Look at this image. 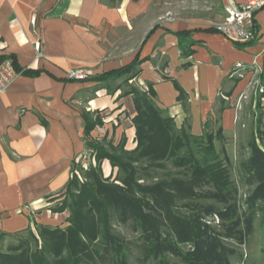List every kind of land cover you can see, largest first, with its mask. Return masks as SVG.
<instances>
[{"label": "crops", "instance_id": "0c3cea01", "mask_svg": "<svg viewBox=\"0 0 264 264\" xmlns=\"http://www.w3.org/2000/svg\"><path fill=\"white\" fill-rule=\"evenodd\" d=\"M156 1L0 0V56H8L18 72L0 93V231L35 230L34 221L65 224L68 210L51 208L70 179L75 155L86 148L82 110L103 116L93 138L105 136L116 144L124 134L125 148L136 144L132 96H120L118 88L123 78L73 79L67 76L71 69L84 68L93 76L135 55L148 57L129 82L151 83L156 103L177 127L187 122L199 135L207 123L213 130L221 126L236 145H246L252 126L246 127L251 110L245 96L253 81L264 83V7L255 13L256 38L237 43L213 23L155 15ZM244 1L219 0L223 8ZM183 30L191 32L176 34ZM37 40L41 55L33 45ZM178 40L192 50L188 56H181ZM236 63L244 66L242 76L232 72ZM170 78L185 98H177ZM101 167L105 175L116 173L107 159Z\"/></svg>", "mask_w": 264, "mask_h": 264}, {"label": "trees", "instance_id": "16d2710c", "mask_svg": "<svg viewBox=\"0 0 264 264\" xmlns=\"http://www.w3.org/2000/svg\"><path fill=\"white\" fill-rule=\"evenodd\" d=\"M190 32L176 34L183 37ZM178 45L181 56L192 52L180 40ZM5 57L1 55L0 61ZM147 59L135 55L125 65L80 79L123 78L118 88L120 96H132L136 144L125 148L124 134L116 144L105 136L93 138L91 131L103 124V116L82 110L85 145L93 149L96 164L81 172L82 181L70 177L60 203L51 208L68 210L65 224L34 221L35 230L28 226L14 233L0 231V264H129L131 241L114 229V223L137 233L140 259L155 264H231L236 246L247 242L257 214L264 218V148L260 146L264 107L259 108L256 129H251L246 141L247 155L238 159L234 178L229 155L215 145L224 139L221 126L213 130L207 123L199 135L191 132L187 122L177 127L156 103L151 83L140 87L129 82ZM21 72L36 75L39 71ZM170 79L177 98H185L183 88ZM104 159L116 168L114 176L103 174ZM168 162L175 172L161 171ZM8 234L15 242L4 248Z\"/></svg>", "mask_w": 264, "mask_h": 264}, {"label": "rangeland", "instance_id": "374dc122", "mask_svg": "<svg viewBox=\"0 0 264 264\" xmlns=\"http://www.w3.org/2000/svg\"><path fill=\"white\" fill-rule=\"evenodd\" d=\"M219 0H157L154 5L155 15L162 14L163 17L170 19L183 18L191 19L196 24H208L217 23L221 21L222 15H224V8L220 6ZM240 72V71H239ZM241 73V72H240ZM238 75V73H236ZM260 82V81H259ZM260 85L264 87V83L260 82ZM253 86V85H252ZM246 95L245 101L250 108V118L246 127L250 129H256V116L259 112V108L264 107V101L260 99L261 95L253 92ZM234 139V138H233ZM236 139V138H235ZM233 141V140H232ZM231 141V135L225 136L222 141L216 140L215 145L219 152L224 148L229 155L232 175L236 177V163L241 156L247 155V149L236 145V142ZM261 144V143H260ZM262 145V144H261ZM263 146V145H262ZM103 171V170H102ZM161 171L175 172L176 168H173L171 164L167 163V168ZM103 174L105 175L104 171ZM110 175L109 172L105 175ZM244 187H241V192H244ZM60 196V194H59ZM57 196V197H59ZM61 198V197H60ZM58 199L57 204L61 199ZM262 213H258L254 221V229L249 236L247 242L243 245H238L237 253L231 257V264H264V221ZM114 229L126 237L131 243L129 244V264H155L154 260L143 262L141 258V249L136 242L137 233L131 230L128 225H122L114 223ZM15 239L12 236H6L4 238L3 247L6 248L10 243H14ZM172 262L176 261V258H171ZM98 264V263H91Z\"/></svg>", "mask_w": 264, "mask_h": 264}, {"label": "built area", "instance_id": "2783aa9c", "mask_svg": "<svg viewBox=\"0 0 264 264\" xmlns=\"http://www.w3.org/2000/svg\"><path fill=\"white\" fill-rule=\"evenodd\" d=\"M264 7V0H245L239 4L225 5V15L221 21L213 23L212 25L223 33L229 40L237 43L249 42L256 38L257 31L255 25V13ZM38 55L40 52V42L37 40L33 43ZM244 68L243 64L236 63L233 73H238ZM262 69L259 71L261 72ZM91 72L84 68L71 69L67 72V76L73 79H84ZM18 72L14 69L12 60L5 57L0 61V93L8 90ZM258 80L253 81V92L261 95L260 99L264 101V87L259 84ZM96 164L95 154L93 149L85 148L77 153L73 159L72 170L70 177L77 176L79 180H83L82 171L89 169L91 165Z\"/></svg>", "mask_w": 264, "mask_h": 264}]
</instances>
